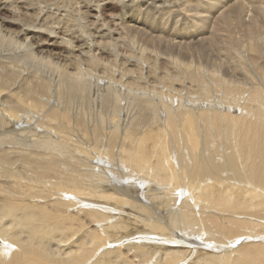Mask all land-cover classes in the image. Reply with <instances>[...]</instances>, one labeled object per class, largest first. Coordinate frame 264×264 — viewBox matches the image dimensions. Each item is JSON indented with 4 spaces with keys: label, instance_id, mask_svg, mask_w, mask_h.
<instances>
[{
    "label": "bare ground",
    "instance_id": "6f19581e",
    "mask_svg": "<svg viewBox=\"0 0 264 264\" xmlns=\"http://www.w3.org/2000/svg\"><path fill=\"white\" fill-rule=\"evenodd\" d=\"M72 1L0 0V264H264V0L190 43L126 14L195 0Z\"/></svg>",
    "mask_w": 264,
    "mask_h": 264
},
{
    "label": "rangeland",
    "instance_id": "374dc122",
    "mask_svg": "<svg viewBox=\"0 0 264 264\" xmlns=\"http://www.w3.org/2000/svg\"><path fill=\"white\" fill-rule=\"evenodd\" d=\"M36 1H38V0H36ZM41 1H45V0H41ZM214 1H215V3H207L204 0H195V2H197V4H199V9L202 11H206L208 14L207 17L205 19H203L202 21H200L199 19H196V18H188V17L186 18L185 17L184 21H186V20H190V21L184 22L183 20H180L179 18L175 19L173 14H171L170 17H168V15H164V14H162V16H160L158 14H157L158 15L157 16L155 14L156 16L154 15V17H155L156 21H152V19H151L152 15L149 13H146V11L143 9H141L140 12L137 10H133L129 14H126V16L131 17L135 21H140V20L144 21L148 25L155 27V29L150 30V32H151V34H156L158 36H161V37L157 38L156 41H159L160 38L165 39L162 42L167 41L166 39L171 38V37L169 36V34H167L165 32L169 31L170 34H172V32L175 31L176 32L175 34H177V35H179L180 32L186 33L188 35L187 39H184V37H178V39L176 38L177 40H180V42H184V43H190V42L194 41L198 36H200L199 31L203 27L209 28L210 26L212 27V24H213V28H215V29L222 27V25L219 21V14L230 3H232L231 2L232 0H214ZM58 4L60 6L63 5V7L65 6V7H69V8H72L74 6L72 0H59ZM263 6L264 5H262V7ZM101 13H102V19H104L105 21L110 20V16L116 15L117 13H119V7L114 3L107 2V4H104V7H102ZM1 17L6 18V19L20 18V17H18V15L12 16L8 12H2ZM154 17H152V18H154ZM165 17L167 18L168 21L165 19ZM247 18H248V16H246L245 22H247L246 21ZM88 19L93 20L91 17H89ZM173 19H174V22H173ZM177 19L179 22L178 21L175 22V20H177ZM199 23H201V24H199ZM174 26H176L175 30H174ZM146 30H148L147 27H146ZM221 30H223V29H221ZM209 31H210V28H209ZM209 31L205 32L204 35H202V36L205 38H209L210 37ZM227 33H228L227 31L223 32L224 35H227ZM32 42L34 43L35 41L33 40ZM181 45H184V47H182L180 49H177L176 47L169 49L168 47L163 46L162 43H158V45L156 44V45L150 46V49L153 50V51H149L152 54L151 55L152 62L155 60V58L157 56L159 58H162V60L164 61L163 64L166 67H169V63L167 61L168 58L171 57L179 63H184V62L189 61L188 56L190 53H192L193 57L195 58L194 59L195 62L199 61L201 63L200 65L202 68H207L210 71L213 70V68H216L212 65L213 61H214L213 60L214 56H212L213 51L205 52L203 50H200L199 47H197V48L191 47V46L186 47L185 46L186 44H183V43ZM246 50H247V47H244V46H238V47H235L234 50H230L228 52L230 61L235 59V53H241V54H244L246 57H249V53ZM218 53L220 55V58L223 60V63L221 64V66L222 67L226 66V63H225V61H227L225 59V55L227 53L226 49L219 48ZM168 70H170V69H168ZM219 75H220V73H219ZM213 103L216 104V101L214 100ZM192 256H194V255H192ZM199 257H201L200 254H195V256L192 258H195L194 260L196 261V259H198ZM192 258L189 259V262L190 261L192 262V260H193ZM186 261L187 260H185V262Z\"/></svg>",
    "mask_w": 264,
    "mask_h": 264
}]
</instances>
